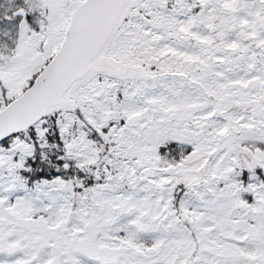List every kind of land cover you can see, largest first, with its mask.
<instances>
[{
    "label": "snow or ice",
    "instance_id": "6c2138e0",
    "mask_svg": "<svg viewBox=\"0 0 264 264\" xmlns=\"http://www.w3.org/2000/svg\"><path fill=\"white\" fill-rule=\"evenodd\" d=\"M0 264H264V0H0Z\"/></svg>",
    "mask_w": 264,
    "mask_h": 264
}]
</instances>
